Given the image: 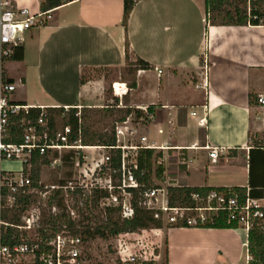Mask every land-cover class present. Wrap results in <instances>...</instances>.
Wrapping results in <instances>:
<instances>
[{"label":"crops","instance_id":"1","mask_svg":"<svg viewBox=\"0 0 264 264\" xmlns=\"http://www.w3.org/2000/svg\"><path fill=\"white\" fill-rule=\"evenodd\" d=\"M8 1L30 14L42 12L43 0ZM63 1L43 24L23 33L22 59L4 58V78L16 86L12 101L44 106L48 112L100 106L107 76L87 77L83 83V75L118 70L141 57L151 68L135 72V88L124 80L113 83H127V107L142 116L139 107L153 106V111L148 108L150 120L142 121L136 113L129 116L134 132L127 135L138 140L145 136V143L162 152L166 180L157 179L159 183L249 188L250 151L255 147L254 179L264 203V105L258 102L264 95V24L214 25L206 0H139L127 25L124 0ZM204 106L207 123L201 125ZM206 145L225 147L216 162ZM22 166L20 160H3L0 171ZM238 166L245 173L239 184L218 182L213 176L231 178ZM194 169L203 171L199 182H193ZM153 238L166 264H248V235L242 227H164Z\"/></svg>","mask_w":264,"mask_h":264},{"label":"built area","instance_id":"2","mask_svg":"<svg viewBox=\"0 0 264 264\" xmlns=\"http://www.w3.org/2000/svg\"><path fill=\"white\" fill-rule=\"evenodd\" d=\"M252 0H247L248 10H251ZM50 12L42 11L37 14L23 9H16L10 1H0V162L3 160H20L23 164L20 170L0 171V264H24L26 258L31 257V263L37 259L45 264H81L78 262L79 251L75 247L67 256V243L80 244L82 238L74 237L67 229L63 234L56 233L46 240L40 237L41 211L36 205V199L49 201L50 197L58 190L64 201L67 197H73L78 192L86 199L94 193L106 195L100 198V207L117 208L123 219H132L135 216V201L138 205L154 211V216L172 224H187L188 226L204 225L214 221V215L220 212L226 213L229 223H236L238 227L245 229L248 235L247 247H249V233L257 219L264 224V203L262 198H253L249 189L244 198L236 191L211 190L207 194L195 192L191 199L192 206H171L168 200V186L160 185L146 188L137 173H143L139 164V155L142 150L155 149L153 144L145 143L146 137L142 136L138 142L127 141V133L133 134V129L128 126L129 117L123 122H118L116 131V145H81V140L70 142L72 133L71 125H66L62 130L51 133L48 125V111L44 106H31L12 101V92L16 89L14 83L7 82L3 75V60L11 55L13 46L18 45L23 33L39 24H43L50 18ZM204 65V83L207 87L206 59ZM113 89L119 97L116 107H124L123 98L128 93L127 83H113ZM258 102L264 105V95L258 97ZM31 108H40L41 113L36 124L23 119L26 125L21 142H8L11 116L20 113H29ZM144 111L142 121L153 118L148 107H139ZM70 109L67 107V110ZM195 115V113H193ZM207 107L204 106V115L200 118L201 125L207 123ZM133 141V140H132ZM89 147V148H86ZM209 151V156L216 162L220 152L225 147L204 146ZM92 150L100 153L99 158L83 156V162L76 163L79 167L78 176H74L64 183L44 184L42 179L39 185H34L31 177V159L35 151L40 155H52L58 151L59 156L52 158L51 164L62 161L63 150ZM120 150V167L112 166L111 152ZM158 163H162L159 159ZM155 168L153 169V181H156ZM56 210V205L52 207ZM15 212L20 213V222L16 224L11 220ZM7 227H13L19 231V244L9 245L3 242V232ZM164 228V227H163ZM163 228L142 229L138 232L120 233L113 237L114 249H116L115 264H166V260L160 254V243L154 237L160 235ZM47 230V229H46ZM32 233H38L32 237ZM145 233L149 234L145 236ZM152 236V237H151ZM129 237L130 240L127 241ZM42 242L45 244L42 247ZM50 247V248H49ZM249 251V249H248ZM252 260L247 255L248 264Z\"/></svg>","mask_w":264,"mask_h":264},{"label":"trees","instance_id":"3","mask_svg":"<svg viewBox=\"0 0 264 264\" xmlns=\"http://www.w3.org/2000/svg\"><path fill=\"white\" fill-rule=\"evenodd\" d=\"M71 1V0H67ZM139 0H124V24L127 25L128 18L131 11ZM64 3L63 0H43L41 3V10L48 11L61 6ZM208 19L214 25H260L264 24V0H252L251 10L249 12L247 6V0H206ZM129 48L127 45L126 56H129ZM24 56V48L22 45H14L13 51L10 55L11 58L20 60ZM151 65L148 61L141 57H137L136 61L132 64L131 72H135L140 69H150ZM11 82L10 80H6ZM81 81L84 83L87 81L86 75H83ZM131 88L136 87V78L134 77L130 83ZM254 96L250 94V100L252 101ZM118 101V98L116 97ZM150 110L153 106L148 107ZM153 111V110H152ZM81 115L79 113V108L72 107L68 110L64 108L53 109L48 112V125L49 131L51 133L59 131L57 128V117L63 115V120L65 125H71L72 133L70 134V142H75L81 140V145H106L112 146L116 145V131L115 126L112 127L110 132L94 133L91 134L90 130L82 122V118L86 116L84 110H81ZM41 113L40 108H31L29 113L14 114L10 119L9 126V136L5 139L8 142L19 143L23 139V134L26 125L22 123L23 119L30 120L31 124H36ZM132 113H136L137 117H142V112L138 109H133L132 107H126L123 110V115L116 119L117 122H123ZM63 127V128H64ZM254 150L255 147L250 151V161H249V188L242 186L234 187H198V186H184V185H168V200L171 206H192L191 195L192 193L199 192L203 194L209 193L211 190H228L236 191L239 193L241 198L246 196L249 189V194L253 198H261L263 196L262 189H258L254 179ZM80 154V162H83V157L80 150H70L67 155H62V160L67 161L69 158L73 159L75 153ZM112 166L114 168L120 167V150L111 152ZM50 157L49 155H40L38 151H35L31 159V177L33 179L34 185H39L41 180L42 169L49 166L52 162V158L59 156L58 151L54 152ZM161 157V153L154 156V149H145L140 152L139 164L143 173L138 172V179L146 185V188L156 187L157 184L153 181V169L155 168V163ZM155 177L161 181L165 182L164 167L162 163H158L155 168ZM72 178V177H71ZM70 178V179H71ZM69 180V179H68ZM67 181V180H66ZM65 181H60L64 183ZM106 193H94L89 199L83 197L81 193H76L74 199L77 197L80 199V204L88 208H98L100 207V198L105 196ZM49 206L52 208L54 205L58 207H64V196H61V191L58 190L50 197L48 201ZM78 203L74 205L76 208ZM102 208V214L104 215V220L96 225L90 222L84 223L83 221L77 222L75 219L70 217L69 213L63 211L59 215L50 217H44V227L40 229V237L42 240H46L52 236L50 230L53 228L54 234L57 233L58 227L66 226L67 230L74 237H80L82 240H86L89 237H114L120 233L125 232H138L142 229L151 228H163L164 224L162 220L155 218L154 211L148 210L143 206L138 205L135 201V216L132 219H123L117 208L111 207H100ZM65 209V207H64ZM104 209V212H103ZM214 221L208 222L204 225H197L196 227H207V228H238L236 223H229L227 220L226 213L220 212L213 216ZM11 220L18 224L20 222V213L15 212L11 217ZM177 227H190L187 224H172L168 225V229H173ZM47 229V230H46ZM53 234V235H54ZM3 242L5 244L14 245L19 244V231L13 227H7L3 232ZM42 247L44 243L42 242ZM50 248V247H49ZM249 251L252 256V260L249 264H264V224L262 221L257 219L254 223V227L249 233ZM30 264H45L39 259ZM147 264H153L149 262Z\"/></svg>","mask_w":264,"mask_h":264},{"label":"rangeland","instance_id":"4","mask_svg":"<svg viewBox=\"0 0 264 264\" xmlns=\"http://www.w3.org/2000/svg\"><path fill=\"white\" fill-rule=\"evenodd\" d=\"M134 61H129L127 65L121 69L118 70H111L108 73L105 71L100 70H90L86 73V77L91 79H98L103 76H107V86H106V94L105 99L100 106H92V107H83L82 109H79V113L81 115V110H84V113H86V116L82 118V122L86 127L89 128L90 133H102V132H110L112 130V127L117 125L116 119L121 117L123 115V110L129 106V100L127 97L124 98V106L123 108H117L115 105L118 101H116V97L113 91V80H124L128 84L130 81L134 78V72H131V67ZM119 98V97H117ZM107 105H113V107ZM135 109V108H133ZM136 110V109H135ZM63 115L57 117V128L59 130H62L65 121L63 120ZM135 117V116H133ZM137 122V119H136ZM141 131V130H140ZM134 137V138H132ZM133 140V141H132ZM127 141L129 142H138V138L135 136L129 135L127 137ZM82 157L86 156L88 157L89 161H91L92 158L96 157L99 158L100 153L97 151L92 150H82L80 149ZM69 153L68 150H63L62 155H67ZM160 152L159 150H154V156L158 155ZM80 160V154L77 152L74 154V158H69L67 161L64 159L61 162H57L56 164L49 166H46L42 169V181L44 184H52V183H60V181H66L70 179L71 177L78 176V169L79 167L76 165V163ZM173 162V161H172ZM158 163H155L154 167ZM173 165L171 166V172H169L171 175H173ZM203 171L201 172L199 169H194L193 171V182H199ZM214 177H218V182H227L231 184H239L243 182L244 180V168L242 166H238V168L235 170L234 174L230 175L231 178H227L225 174H218L214 173ZM155 183H159V181L156 179ZM160 185H164L163 183H159ZM164 186H168L167 183H165ZM79 198L73 199V197H67V202L64 201V207H58L56 206V210L51 208L48 204V201L36 199V205H39V209L41 211V225L44 227L43 221L44 217H50L59 215L63 211L66 213L68 212L70 217L75 219L77 222L80 220L83 221L85 224L90 222L93 225H96L98 223H101L104 220V215L101 213L102 208H88L86 209L83 207L80 202ZM78 203L77 207L75 208L74 205ZM104 212V209H103ZM168 223H164V227L168 228ZM178 228V227H177ZM67 229L66 226L58 227L57 233L63 234L65 230ZM40 233V231H39ZM50 233L52 235L54 234L53 228L50 230ZM66 233V232H65ZM38 235V233H32V237H35ZM149 235L145 233V236ZM69 231L67 230V239H69ZM152 237V236H151ZM153 238V237H152ZM127 241L130 240L129 237L125 238ZM77 248L79 251L78 255V262L81 264H115L116 260V249H114V240L113 237H89L86 240H82L80 244L72 245L71 242L67 243V256L69 255V252ZM32 258L27 257L26 263L24 264H30Z\"/></svg>","mask_w":264,"mask_h":264},{"label":"bare ground","instance_id":"5","mask_svg":"<svg viewBox=\"0 0 264 264\" xmlns=\"http://www.w3.org/2000/svg\"><path fill=\"white\" fill-rule=\"evenodd\" d=\"M86 148H89V147H86Z\"/></svg>","mask_w":264,"mask_h":264}]
</instances>
